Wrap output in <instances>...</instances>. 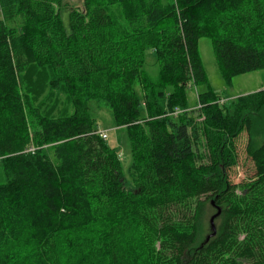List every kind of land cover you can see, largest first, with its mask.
Here are the masks:
<instances>
[{
    "label": "trees",
    "instance_id": "16d2710c",
    "mask_svg": "<svg viewBox=\"0 0 264 264\" xmlns=\"http://www.w3.org/2000/svg\"><path fill=\"white\" fill-rule=\"evenodd\" d=\"M203 37L228 83L264 69V0H0V264H264V89L191 107ZM91 102L126 128L131 182Z\"/></svg>",
    "mask_w": 264,
    "mask_h": 264
},
{
    "label": "rangeland",
    "instance_id": "374dc122",
    "mask_svg": "<svg viewBox=\"0 0 264 264\" xmlns=\"http://www.w3.org/2000/svg\"><path fill=\"white\" fill-rule=\"evenodd\" d=\"M66 2L70 7H83L84 0H66ZM63 16L67 19L68 9L63 10ZM199 49L207 73L208 84L192 86L188 90V101L191 107H195L198 104L199 95L208 91L209 87L223 99L221 100L222 103L226 102L227 104L237 97L264 89V69L236 76L232 79L231 83H228L223 78L217 63L212 40L207 37L201 38L199 41ZM147 59V72L152 76H156L159 73V66L156 64L155 56L150 54ZM90 107L92 117L97 121L98 129L108 133V144L118 150L126 179L128 182H131L129 170L133 162V157L126 128L117 126L114 113L110 108L99 106L96 102H91ZM263 141L264 137H260L256 144L261 145ZM247 144L248 135L244 133L237 142L239 164L230 172L231 180L236 184L254 176L253 164L247 157ZM215 215L214 210L208 209L203 222L204 238L212 230V225L209 222H211V219Z\"/></svg>",
    "mask_w": 264,
    "mask_h": 264
},
{
    "label": "water",
    "instance_id": "95a60500",
    "mask_svg": "<svg viewBox=\"0 0 264 264\" xmlns=\"http://www.w3.org/2000/svg\"><path fill=\"white\" fill-rule=\"evenodd\" d=\"M220 213H221V210H219L218 213L211 219L213 233L208 237V240L210 239V237L216 234V226L214 222H215V219L220 215Z\"/></svg>",
    "mask_w": 264,
    "mask_h": 264
},
{
    "label": "built area",
    "instance_id": "2783aa9c",
    "mask_svg": "<svg viewBox=\"0 0 264 264\" xmlns=\"http://www.w3.org/2000/svg\"><path fill=\"white\" fill-rule=\"evenodd\" d=\"M98 134L101 136V138H103L104 140L108 139V133L106 131H99ZM32 151L34 150V148L31 149Z\"/></svg>",
    "mask_w": 264,
    "mask_h": 264
}]
</instances>
